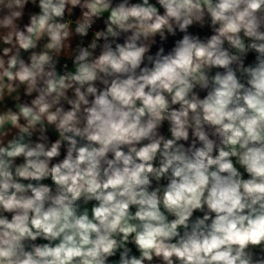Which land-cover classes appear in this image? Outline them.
Returning <instances> with one entry per match:
<instances>
[{
	"label": "clouds",
	"instance_id": "9594fccd",
	"mask_svg": "<svg viewBox=\"0 0 264 264\" xmlns=\"http://www.w3.org/2000/svg\"><path fill=\"white\" fill-rule=\"evenodd\" d=\"M0 264H264V0H0Z\"/></svg>",
	"mask_w": 264,
	"mask_h": 264
}]
</instances>
